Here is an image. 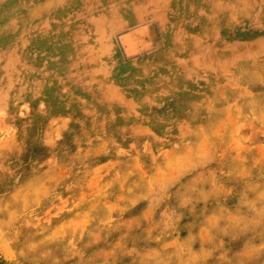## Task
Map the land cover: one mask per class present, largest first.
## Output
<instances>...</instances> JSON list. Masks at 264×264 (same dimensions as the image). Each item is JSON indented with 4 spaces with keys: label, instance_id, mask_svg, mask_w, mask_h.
Returning <instances> with one entry per match:
<instances>
[{
    "label": "rangeland",
    "instance_id": "rangeland-1",
    "mask_svg": "<svg viewBox=\"0 0 264 264\" xmlns=\"http://www.w3.org/2000/svg\"><path fill=\"white\" fill-rule=\"evenodd\" d=\"M0 264H264V0H0Z\"/></svg>",
    "mask_w": 264,
    "mask_h": 264
},
{
    "label": "bare ground",
    "instance_id": "bare-ground-1",
    "mask_svg": "<svg viewBox=\"0 0 264 264\" xmlns=\"http://www.w3.org/2000/svg\"><path fill=\"white\" fill-rule=\"evenodd\" d=\"M35 28V27H34ZM3 116V115H2ZM56 138V137H55ZM204 140V139H203ZM50 141V140H49ZM45 142V141H44ZM103 145V144H102ZM158 153V152H157ZM101 203V202H100ZM90 209V208H89ZM58 211V210H57ZM134 223V222H133ZM136 225V224H135ZM125 236V235H124ZM170 240V239H169Z\"/></svg>",
    "mask_w": 264,
    "mask_h": 264
}]
</instances>
